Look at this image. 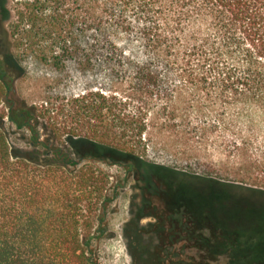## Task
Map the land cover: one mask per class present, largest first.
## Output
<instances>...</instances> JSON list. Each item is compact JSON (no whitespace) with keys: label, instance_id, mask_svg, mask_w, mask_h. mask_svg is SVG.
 <instances>
[{"label":"trees","instance_id":"obj_1","mask_svg":"<svg viewBox=\"0 0 264 264\" xmlns=\"http://www.w3.org/2000/svg\"><path fill=\"white\" fill-rule=\"evenodd\" d=\"M29 57L83 89L28 104ZM0 106V264H94L131 180L153 264H264V0H0ZM209 150L233 180L152 157Z\"/></svg>","mask_w":264,"mask_h":264},{"label":"rangeland","instance_id":"obj_2","mask_svg":"<svg viewBox=\"0 0 264 264\" xmlns=\"http://www.w3.org/2000/svg\"><path fill=\"white\" fill-rule=\"evenodd\" d=\"M22 77L15 82L17 94L25 99L28 104H39L48 96L54 97L58 92L67 91L73 94L83 88L76 80V74L70 71L56 70L53 67L43 64L35 58L29 57L22 60ZM4 112V106H0ZM7 122V120H5ZM207 161H174L168 159L161 152H154L152 157L157 162H167L180 169L195 172L215 178L233 180L238 170L232 165L224 164L223 154L217 151H207L200 154ZM220 162L223 164L220 165ZM219 163V165H218ZM99 166L111 174H120L116 167L99 164ZM133 181H128L124 191L118 197H111L107 205V214L104 215L103 223L106 231L102 232V225L96 223L97 213L89 214V223L93 226V239L90 241L91 258L94 264H153V255L147 258L148 251L146 240L137 236L138 240L130 232H126V224L130 220V206L132 190L130 186ZM49 202V201H48ZM86 212L83 215H87ZM154 222L153 219L143 221V225ZM106 224V225H105ZM130 229V228H129ZM145 240V241H144ZM137 248H133L134 245Z\"/></svg>","mask_w":264,"mask_h":264},{"label":"flooded vegetation","instance_id":"obj_3","mask_svg":"<svg viewBox=\"0 0 264 264\" xmlns=\"http://www.w3.org/2000/svg\"><path fill=\"white\" fill-rule=\"evenodd\" d=\"M147 219H149V220H150L151 218H147ZM147 219H145V220H147ZM153 221H154V219H153ZM142 223H143V221H142Z\"/></svg>","mask_w":264,"mask_h":264}]
</instances>
